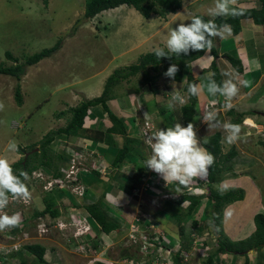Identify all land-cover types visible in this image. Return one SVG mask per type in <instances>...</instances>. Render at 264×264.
Returning <instances> with one entry per match:
<instances>
[{
  "label": "rangeland",
  "instance_id": "374dc122",
  "mask_svg": "<svg viewBox=\"0 0 264 264\" xmlns=\"http://www.w3.org/2000/svg\"><path fill=\"white\" fill-rule=\"evenodd\" d=\"M84 3L85 0H47L46 3L42 0H0V62H3L4 65L14 64L12 60L5 57V51L11 52L13 57L22 61L32 53L42 48L50 47L58 39H62L61 46L56 52L52 53L49 57L41 59L36 64L26 67L25 73L19 81L22 93L21 105H18L14 98L16 79L10 75H0V103L4 105L3 110L0 111V156L8 158L11 163L22 159L25 152L31 149L33 150V148L39 150L42 137L49 130H55L65 126L67 118L70 116V108L77 106L85 99L101 94L105 80L114 68L135 63L142 53L152 51L149 50L152 47L154 49L157 47L166 48L162 46H165V41L168 36L165 34L168 31L163 29L164 31L161 30L160 32L152 33L154 23L157 24L159 21H163V18L161 20L159 19L160 17L158 18L154 14L145 18L134 8H129L135 11V13L131 12L130 21L132 20L135 24L139 19L137 25L143 27L145 32L139 39L135 38L133 41L127 39L126 41L125 36H121L120 32H116V11L111 10L103 14L98 13L92 18L86 19L83 16ZM203 3L206 4V8H199V11H201V14L210 17L207 14V10L211 7L212 0ZM132 14H135L136 19ZM183 17L182 22H179V18L176 17L172 23L177 27L187 19V15H183ZM106 19L109 20V24ZM147 19H149L148 23L146 21ZM103 22L105 24L104 26ZM122 22V24L128 25L123 20ZM223 43L225 42L223 41ZM148 44L151 45L148 46ZM222 56L224 57L223 53ZM246 78L248 79L246 87H248L252 80L249 81L248 76ZM164 83L166 82L162 81V84ZM144 85L141 84V73L132 76L129 80H124L113 87L111 93L115 101L108 103L112 113L124 122L128 116H125L123 112L133 107L131 112V117L134 118V122H131L133 126H126V131L128 132V137L139 140L135 145H131V148L137 149L139 154L143 155L140 156L135 164L126 163L123 166L124 168L131 169L132 172L131 174L126 172L131 176L130 179L122 178L126 175L118 179L119 183L123 179L125 181L122 182L124 188L123 190L121 189V193L128 192V194H132L129 195L128 200L130 206L127 208L141 215L142 220L138 224V228H144L148 225H154L155 229L159 227L168 237L167 242H169L170 246L176 245L177 241L183 238L179 236L181 235L180 230L183 228L186 238L185 242L188 243L191 238L189 232L192 228L190 222L192 220H199L200 218L204 228V233L200 236L201 238H205L207 242V247H204L201 251L203 253H205L204 251L210 253L216 247V238L218 235L210 232L212 231L210 224L212 201L207 198L209 197L207 184H203L206 177L203 179L194 178L188 187H180L176 183L166 184L160 175L143 166L145 159L151 154V149L145 142L146 138L143 136L141 128V125H144L143 115L145 114H142L139 110L140 108L136 107L145 98L142 92V88L145 87ZM135 88H138V93H142L140 94L142 99L139 96L137 100V93L134 91ZM147 89L149 88L146 85V91ZM171 95L166 96L160 104L153 103V101H143L147 105L146 111H157L163 103H166L167 106ZM215 102V100L210 101L207 104V108L211 109L213 105L215 107ZM196 105L199 108V112L195 113V130L199 140L219 131L223 152H227L232 145L237 151L236 156L230 162L228 161L229 163L227 162V165L231 164L233 173L225 172V175H223L218 183H215L214 187L222 191L236 187L235 180L238 181L239 178L249 173V175L251 174L252 177H255L254 182H257V185L262 188L264 186V144L261 142H264V126L261 130H258L259 121L252 123V119H245L244 116L240 123L242 125H238L240 128L238 138L233 142H228L226 138L228 134L221 127H208L205 122L200 120L204 115L203 110L205 104H199L197 102ZM63 110L67 112L65 116L57 117L56 114ZM96 110L97 112L94 110L93 113L89 110V114L84 120V126L86 128L92 127L105 131L107 127L111 126V122L107 114L101 110L100 106ZM172 112L176 115L172 121H169L170 119L165 121V113L161 114L160 111L155 115L149 113L150 120H153L155 126L154 129L150 130V134L160 127L163 128L165 124L166 126L167 124H171L172 126L175 121L177 122V113L174 110ZM225 112V110L217 112L221 122L230 121L231 116ZM234 112L237 115L242 114L241 111L234 110ZM256 118L262 121L264 125V116L256 115ZM201 122L203 123L200 124ZM10 141L16 142L18 151L9 150L8 145ZM116 142L115 140V144H117ZM97 143L89 139H83L81 136L69 135L54 140L50 144L49 149L53 155L62 151L66 153V160L61 163L65 169L69 168L70 164L68 161H70L72 154L81 153L79 154V159L74 164L76 169H79V171L87 170L88 172L90 169L95 168L99 170L100 177L108 181L106 177H108L109 173H104L105 164L103 162V155L115 154L116 150L111 148L109 151H105L100 146L102 144ZM119 144L122 146V141ZM20 148L24 151V154L19 153ZM39 169L44 172L47 171L42 167ZM121 170L125 172L123 169ZM81 175H79L80 182L84 183L88 178L86 175ZM31 179L32 177L26 179V186L28 185L27 188L29 191L27 203L21 198H9L8 205L0 211V214L10 215L13 212H9V210L17 213L24 210L26 218H29L31 214H35L36 211L44 209L47 203L45 200L46 197L54 194L53 198L55 201L58 196H62L56 200L58 214L52 216L46 212L43 215L44 219L50 217L55 218V228H39L35 223H28L29 225L26 230L24 229L19 233L20 238L23 240V245L39 243L46 247V253L48 255L45 254L44 256L46 260L45 264H55L56 262L57 264H95L98 257L104 259L107 264H120V262L124 263L126 258H128L121 256L124 250H127L128 254L132 255L128 260V264H142L152 261H150V256L148 257V261H146V257L140 256L137 245L132 243V240H129L127 232L129 231V223L133 217L128 220L126 213L118 216L121 227L109 233L106 239L102 238L106 246L103 245L100 248L102 250L99 253L100 256L97 253L98 257L85 256L83 254L80 255L81 257H78L76 254L71 253L74 251L70 250L69 246L71 245L69 244L68 246L67 239L74 232H77V230L76 228L72 229L67 226L60 229L56 224V219L59 222L64 221L69 223L70 216H73L75 221H79L83 213L86 212L85 205L92 203V200L88 196L85 197V193L83 196L78 197L76 194L77 191H72L74 186L66 188L74 194L73 196L69 192V195L73 198L71 200L68 194H55L57 192L56 190L60 187L46 190L42 180H36L35 182ZM148 183L150 184V188L145 190L144 187ZM128 185L135 186L130 193L128 191ZM241 186L239 185L243 189ZM178 189L179 191H177ZM243 190L244 197L241 201L233 202L224 207L222 226L223 222H227V224L234 222V219L232 220V214L234 215L236 211H230L231 215L228 214V210H234L232 205H237L236 209H243L244 204L248 205L245 199V196L248 194L245 195L247 191L245 189ZM185 192L188 194H203L201 195L203 197L200 203L191 214L185 211L186 205L188 204L187 201H184L180 206L173 201ZM98 200L96 199V201ZM102 203L110 209L111 213L109 215L111 217H115L113 214L118 213L116 208L122 210V207L128 204L120 205L116 197L110 193L103 197ZM251 203L249 202V204ZM259 207V205H255V208ZM112 208H114V211ZM254 209H251L252 212L256 210ZM245 210L248 211V209ZM251 223H253V220L249 217L245 221V224L243 223L242 225L246 227V225H251ZM231 228L233 232L239 234H241V230L243 229L240 225ZM249 229L246 227L247 232ZM16 230L14 228V231ZM10 231V228L0 231V242H5L9 236L14 234L13 232L10 233ZM225 235L231 239L227 233ZM173 247L175 248V246ZM255 251H248L251 264H256V258H261V255L260 257H256ZM57 252H59L61 259H58ZM157 253L159 254V252ZM203 253L199 252L198 254L199 256H204ZM21 254V257L26 259L30 264H39L35 257L27 251L23 250ZM227 255L232 256L233 263L241 261L239 262L241 264L244 260V256L237 254L222 253L218 256L220 259H224ZM19 260V257L13 258L10 260V263L4 262L3 264H18ZM195 262L196 260L193 257L189 261V264H195Z\"/></svg>",
  "mask_w": 264,
  "mask_h": 264
},
{
  "label": "trees",
  "instance_id": "16d2710c",
  "mask_svg": "<svg viewBox=\"0 0 264 264\" xmlns=\"http://www.w3.org/2000/svg\"><path fill=\"white\" fill-rule=\"evenodd\" d=\"M44 3L47 0H42ZM261 5L258 8H242L243 14L237 16H224V17H217L215 18V23L219 26L222 24L230 25L232 35H237L241 30V20L242 19H252L255 24L264 26V0H260ZM120 5H127L134 8L138 11L143 17L148 18L152 14L159 16L163 19H166L169 14L175 13L179 10L182 6V0H85L84 3V14L83 16L86 19H90L97 15L98 13L116 8ZM195 13L194 15L202 17L205 21L213 19L212 17H207L200 13ZM193 16V15H192ZM191 16V17H192ZM190 17V19H191ZM189 19V20H190ZM80 21V20H77ZM190 21H188L189 23ZM215 38H212L213 47L210 50L212 55V61L209 65L210 74L215 73L213 77L218 84H221L224 79L221 72V67L217 64V59L219 57L218 50L215 46ZM221 38V37H220ZM228 40L224 39L226 43ZM62 39H58L55 44L50 47L42 48L41 50L32 53L31 55L25 57L22 61H19L18 58L12 56L11 52L5 51V57L12 60L14 64L11 65H4L3 62H0V75H10L13 76L17 83L15 85L14 91V98L18 105L22 104V93L19 81L25 73L26 67L30 65H34L39 62L41 59L45 57H49L52 53L56 52L61 46ZM167 52V49L164 48ZM205 51H191L188 55H180L175 56L173 55L171 59L168 58H160L158 59L154 55V50L142 53L135 63H131L126 66L116 67L113 71L109 74L106 78L103 90L101 94L98 96H94L89 99H85L81 101L77 106H74L69 109L70 116L67 118V122L65 126L59 127L55 130H49L45 133L42 137V140L39 145V150L33 151L28 154L27 157H22V159L15 161L12 163V168L16 175H20L21 171L27 173V176L31 174V172L35 169H39L40 167L47 170L46 172H52L55 178H61L64 175V165L61 163L65 162L66 160V153L64 151L53 155L50 152L49 146L54 141L61 137H67L69 135L81 136L83 139H89L94 142H103L109 146H115V138L114 136H122V146L116 147V153L111 161V165L118 169L124 165L127 161H134L137 160V149H132L131 145H135L139 142L138 139H133L128 137L126 131V122L122 119L117 117L112 113L108 103L113 99L112 98V89L114 86L119 84L124 80H129L130 77L135 76L141 73V84H146L149 88V91L153 94V97H156L158 100H155V103H161L163 99L168 96L169 94H173L175 91H171L172 88H169L167 83L162 84V80H159V77L163 75V73L167 70L171 63H175L179 67V71L177 72L174 82L180 83L182 82L184 75H186L187 82L181 88L180 92L181 95H184L187 99V102L183 106H179V110L177 113V121H179L183 126H187L189 122H192L195 127V113L199 112L197 103L196 95L188 96V85L190 83H194L193 77L186 73L187 65L201 57ZM224 57L228 60L231 64L232 69L235 73H242L243 66L239 57H234L229 54L223 53ZM167 81H170V78H165ZM240 81H242V77H239ZM165 81V80H163ZM166 82V81H165ZM137 91L138 88H135ZM171 91V92H170ZM169 92V93H168ZM171 97V96H170ZM218 102V100H217ZM215 102V107H219L220 104L217 105ZM164 104V103H163ZM158 108L161 114L165 113V121H172L174 117H176L175 113L172 112L166 104H164ZM100 106L101 110L104 111L110 122L111 126L107 127L105 131H101L97 128L84 126V120L89 114V110H95ZM214 106V105H213ZM212 106V107H213ZM211 107V108H212ZM93 110V111H94ZM92 111V113H93ZM67 112L64 110L58 112L56 114L57 117L65 116ZM234 113V114H233ZM226 114L230 115V121L233 124L239 125L242 121V117L246 114V112H242V114H235L234 110L229 109L226 111ZM174 115V116H173ZM203 117V116H202ZM133 118V117H131ZM134 119V118H133ZM221 120V119H220ZM219 120V121H220ZM198 121V120H197ZM203 121V120H202ZM129 126H133L131 122H134L132 119L127 120ZM176 122V121H175ZM167 126H171V124H167ZM166 124L164 127H167ZM163 127V128H164ZM204 138L208 139V143L204 144L203 146L214 155L215 161L211 165L208 170V174L206 176V180L203 184H207L209 188V200L212 201V209L210 214V224L212 227V231L218 235L216 238V247L210 252L209 257L204 263H212L215 261H221L219 254H237L244 256V260L241 264H250V258L248 255L249 250H256L255 254L256 257H263L264 258V213L257 212L253 216V222L255 229L254 231L248 235L247 237L239 240H231L229 239L223 230L222 226V218H223V209L226 205L231 204L236 201H241L244 197V190L240 187H231L227 190H219L214 187L215 183H218L224 173H233V169L231 164L227 165V162L232 160L237 154L236 149L232 145L227 152H223L222 150V141H221V134L219 131L214 132ZM202 138L200 141L203 144ZM264 144V142H261ZM34 149V148H33ZM19 153L24 154V151L20 148ZM32 150V149H31ZM22 151V152H21ZM30 151V150H29ZM136 153H135V152ZM28 152V151H27ZM134 152V153H132ZM55 160V163H54ZM228 162V163H229ZM100 175L99 170L95 168L90 169L87 171H81L79 175ZM81 175V176H83ZM131 176H123L122 178H129ZM80 178V177H79ZM21 179L26 184V179L21 177ZM28 179V178H27ZM121 182H125L124 179ZM85 185V194L89 193V188L86 186L85 181L83 183ZM127 187V186H126ZM129 190L133 191L135 186L128 185ZM181 187V186H180ZM200 187V186H197ZM56 193L68 194V190L64 189H57ZM52 194V193H50ZM203 195V194H201ZM197 194H188L183 193L179 196L178 199L175 200V203L180 206L182 202L187 201L188 204L186 205L185 211L189 214L198 206L203 196ZM54 194L45 198L47 201L45 207L41 211H36L35 214H31L29 218H25L23 221L24 226H28L30 222L33 221L37 216H43L46 212L50 213L52 216L58 214V209L56 207V200L54 201ZM71 200H73L72 196L69 195ZM168 201V200H167ZM103 195L99 198L98 201L89 203L85 205L86 213H89L91 216V224L95 231L97 232L96 235L98 236V240H93L88 238L90 242V246L93 249L100 251L101 243L104 242L102 240L103 236L108 235L112 231H116L121 227V222L118 220V217H111L109 215L110 209H108L105 205H103ZM75 204V202H74ZM36 216V217H35ZM192 228L201 235L204 233V228L202 223L199 220H192L191 221ZM18 227V226H17ZM14 227V228H17ZM182 227V226H181ZM14 228H10V233H15ZM184 229V228H183ZM180 230V234L184 237V231ZM190 233V232H189ZM168 238V237H167ZM104 239V238H103ZM186 239V238H185ZM98 241V242H97ZM102 241V242H101ZM101 242V243H99ZM180 248L178 251L172 254V260H170V264H180V260L182 259L183 251L187 250L189 247V242H184V239H180ZM206 242V240H205ZM207 244V242H206ZM25 250L31 255L35 257L39 264H45L46 260L44 255L46 253V247L39 243H28L24 244L21 249L13 252L8 257L7 262L10 263V260L13 258H20L18 264H30L26 259H23L22 251ZM123 257H128L129 259L132 255L128 254L127 250H124ZM256 264H258L259 259L256 258ZM229 264H240V263H233V261H228ZM95 264H107L104 259L100 258L96 261Z\"/></svg>",
  "mask_w": 264,
  "mask_h": 264
},
{
  "label": "crops",
  "instance_id": "0c3cea01",
  "mask_svg": "<svg viewBox=\"0 0 264 264\" xmlns=\"http://www.w3.org/2000/svg\"><path fill=\"white\" fill-rule=\"evenodd\" d=\"M206 1H209V0H182V6L179 10H177L175 13L169 14L166 19H163V21H159L157 24L154 23L152 33L160 32L161 30L162 31H164V30L168 31V33H169V30H171V28H173V29H174V27L176 28V26L172 23L173 20L177 17V18H179V22H182V18H184L183 15H187V19L185 20L184 23H188L190 17L192 15H194L195 13L199 12V8H204V9L206 8V4L203 3ZM213 4H214V0H212V5ZM212 5H211V7H212ZM260 5H261L260 0H237V7H239V8H253V7L258 8V7H260ZM127 7H128L127 5H120L116 8L108 9V10L102 11L100 13L103 14V13H105L107 11H111V10L116 11V17H115V22L117 25L116 32H120L121 36H125L126 41H127V39H129V40L131 39L133 41L135 38L139 39L141 35H144L145 29L143 27L137 25V21L139 19L136 21L135 24L132 22V20L130 21L131 12L135 13V11L132 9H129L131 7H128V8ZM126 9H129V10H126ZM132 16L135 17V14H132ZM158 18H159V16H158ZM135 19H136V17H135ZM159 19L162 20L161 17ZM122 20L125 23H128V25L126 26L125 24H122L123 23ZM148 20L149 19L146 20L147 23H148ZM106 21L109 24V22H108L109 20L106 19ZM104 25L105 24L103 22V26ZM168 33L165 35H168ZM224 39H227L228 41L226 43H223ZM214 43H215L216 49L218 50V53H219V57L217 59V64L221 67L220 69L222 72L223 79L225 80L228 78L227 76L224 75L225 72L231 73L232 76L235 78L234 82H236L238 84V87H239V92H238L237 96H235L230 101V103L232 105L231 108L233 110L246 112V114L244 115L245 119H250V120L252 119L251 120L252 123L259 121L258 130H261L264 125H263L262 121H260V120H258V118H256V115L262 116L260 112H264V26L255 24L252 21V19H249V18L242 19L241 20V30L239 31V33L237 35H232L231 33H225L223 36H217V38H215ZM150 45L148 44V46H150ZM162 47H165V46H162ZM153 49L154 48L152 47L149 50H153ZM222 53L229 54V55H232L234 57H236V56L239 57L241 60L242 66H243V70H242L243 72L242 73H235V71L231 67V64L228 62V60L222 56ZM212 58L213 57H212L210 51L206 50L205 53L201 57L190 62L187 65L186 73L193 77L194 83L201 85V92L198 96H196L197 102L199 104L207 105L210 101L215 100L217 102V100H218L217 105L220 104V106L211 108V110H213L217 113L218 111H223V110L227 111V109H229V108L225 107L226 101H225V98L223 96H221V95L212 96L206 90V85L208 84V77L210 75V72L207 69L209 68V65H210L209 62L212 61ZM247 76L250 79L249 81L252 80L251 84L248 87H246V82L248 81V79L246 78ZM239 77H242V81L238 80ZM165 78H167V77L162 75L159 77V80H162V81L165 80L168 87L172 88L171 91L173 90L175 92L180 91L182 86L184 84H186V82H187L186 75H184L182 82H180V83L174 82L175 83L174 85H173V81L172 82L167 81ZM144 86L145 87L142 88V92L145 96L143 101L144 102L145 101H147V102L153 101V103H155V100H158V99L156 97H153V94L149 91V89H147V91H146V85H144ZM135 93H137L136 94L137 100H138L139 96L142 99V96L140 95V94H142L141 92L138 93V90H137V91H135ZM182 96H184V95H182ZM111 101H115V99L113 98V100H111ZM143 101H141V103L138 106H136L137 108H140L139 110L142 114H149V113H151L153 115H155L156 113L158 114V112H159L158 110L157 111L150 110V112L149 111L147 112L146 111L147 105H145L143 103ZM132 108L123 112L125 116L126 115L128 116L125 119V122H126L128 127H129V124H128L127 120L130 118L134 121V119L131 118ZM207 109H209V108H207ZM207 109H204V110L206 111ZM178 110H179V105L176 106L174 111L178 112ZM204 110H203V112H204ZM218 119L220 120L219 116H218ZM202 123L203 122H201L200 124H202ZM115 140L117 141L116 142L117 144L115 146H109L103 142H98V143L102 144V145H100V144L99 145L105 151H109L111 148H114V150H116V147L118 148L121 146L119 143H121L122 137L117 136V137H115ZM118 145H120V146H118ZM134 152H132V153H134ZM136 152H137V156H138V158H136L137 160L127 161L126 163L135 164L139 160L140 156H143V155L139 154L138 150ZM113 157H114V154L108 155V156L103 155V158H104L103 162L105 164V172L104 173L105 174L109 173L108 177H106L108 179V181H105V179L103 177H100L101 175H98V174H97V176L91 175V174L87 176L88 179H87V181H85V184L90 190L88 193V198L91 199L92 202H95L96 199H99L101 197V195H103V197L109 193L111 195H114L116 197V200L118 201V203L120 205H124L126 203H128V204H126L124 207H122V210H119L116 208V211L118 213L117 214L115 213L113 215L118 217V216H121L123 213H126L128 220H130V218L133 217L134 214H136V212H134L133 210H129L127 208L130 206L129 200H128L129 195H132V194H128V192H126V193L124 192L123 194L121 193L124 186H122V182L119 183L118 179L120 177H122L123 175L128 176V174H131L132 170L129 168L123 167L126 163H124V165L118 169L114 168L111 165V161H112ZM121 169H123L125 172H123ZM254 178L255 177H252L251 174L249 175V173H246V175L239 178L238 181L235 180L236 184L235 183L234 184L236 185V187H239V185H242L241 187H243V189H245V191H247V193H245V195L246 194H248V195L245 196V199L247 200L248 205L244 204L242 207L243 209H241V208L236 209L237 205H232L234 210H228L229 215H231L230 211H236L234 213V215L232 214V217H233L232 220L234 219V222L232 224H227V222H223V230L225 233L228 234V236L231 237L232 240L243 239V238L247 237L248 235H250L255 229L254 222L251 223V225L250 224L246 225L247 229H249V227H250L248 232L246 230V227L242 224L243 223L245 224V221H247V219H249V217L251 220H253V216L257 212L264 213V194H263L264 186L261 188L259 185H257V182H254ZM261 190H263V191H261ZM129 193H130V191H129ZM173 196L175 197V195H173ZM61 197H62L61 195L58 196L56 198V200L58 198H61ZM85 197H87V194H85ZM171 200H173V199H171ZM173 201H175V200H173ZM249 202L250 203L252 202V203L249 204ZM255 205H259L260 207L255 208ZM108 206H109V204H108ZM112 209L114 211V208H112ZM245 209H248V211ZM251 209H254L255 211L252 212ZM249 211H250V214H249ZM109 213H111V211ZM199 222L202 223V220L200 218H199ZM123 223L125 224V222H123ZM29 224H33V222H30ZM238 225L243 227V229L241 230V234L233 232V229L231 228V227H235ZM26 228H27V226H25V230H26ZM185 228H187V227L185 226ZM108 235L103 236V238L106 239L108 237ZM179 236H181V235H179ZM181 239L186 240L185 236ZM71 253H73L74 255L76 254V256H78V257H81L80 254H77L74 252H71ZM45 254L48 255V253H45ZM57 257H58V259H61L59 252H57ZM226 259H228V261H233L231 255H227ZM239 262H241V261H238V263ZM66 263H67V261H66ZM55 264H57V262ZM258 264H264V258L263 257H261L259 259Z\"/></svg>",
  "mask_w": 264,
  "mask_h": 264
},
{
  "label": "clouds",
  "instance_id": "9594fccd",
  "mask_svg": "<svg viewBox=\"0 0 264 264\" xmlns=\"http://www.w3.org/2000/svg\"><path fill=\"white\" fill-rule=\"evenodd\" d=\"M207 14L213 19L205 21L202 17L193 15L189 23H180L176 28H171L165 41L167 52L164 48L157 47L154 49V55L158 59L170 60L173 55H188L191 51H210L213 47V37L223 36L231 31L228 24L218 26L215 18L241 15L243 9L237 7V0H214ZM178 71V65L171 63L163 75L170 78L174 85V78ZM224 75L228 78L218 84L213 78L215 73H211L208 77L207 91L212 96H223L226 101L225 107L231 108L230 101L237 96L239 87L231 73L225 72ZM200 92L201 85L196 83L188 85L189 97L198 96ZM186 102V97L177 91L171 95L167 107L174 110L177 105L183 106ZM3 108L4 105L0 103V111ZM202 120L208 127H221L227 132L228 142L238 138L239 126L231 122L219 121L215 111L204 110ZM145 142L150 147L151 154L145 159L143 166L160 175L166 184L176 183L181 187H188L194 178H205L215 161L214 155L203 146L208 143V139L204 138L203 144L201 143L192 122L183 126L177 121L172 126L160 127L148 135ZM8 147L10 151H18L15 141H10ZM21 177L27 179V173L21 171L19 176L16 175L9 159L0 156V211L8 205L9 194L17 199L29 196L28 188ZM19 223L18 213L0 214V231L17 227Z\"/></svg>",
  "mask_w": 264,
  "mask_h": 264
},
{
  "label": "built area",
  "instance_id": "2783aa9c",
  "mask_svg": "<svg viewBox=\"0 0 264 264\" xmlns=\"http://www.w3.org/2000/svg\"><path fill=\"white\" fill-rule=\"evenodd\" d=\"M208 105L205 106L207 109ZM144 116V125H141L142 128V134L145 138H147L148 135H150V130L154 129L155 126L153 124V120H150V115L145 114ZM202 120V118H201ZM79 154L81 153H73L70 161H68L69 168L64 169V175L61 178H55L54 174L52 172H44L43 170L40 169H35L31 172L29 177H32V181L36 180H42L44 188L47 190H51L52 188L55 187H60L59 189H66L69 186H74L72 191H77V196L81 197L85 193V185L80 182L79 174L80 171L79 169H76L74 166L75 162L79 159ZM85 170V169H84ZM87 171V170H85ZM48 173V174H47ZM79 181V182H77ZM77 182V183H76ZM149 183L144 187L145 190L149 189ZM28 186V185H27ZM69 191V190H68ZM70 192V191H69ZM70 194H72L70 192ZM74 196V194H72ZM165 197V195H163ZM9 198L14 199L9 194ZM25 203L28 201L27 198H21ZM13 212L10 215L17 213L14 212L13 210H9V212ZM20 215V223L18 227L16 228L17 230L15 233L11 236H9L5 242H0V264H3L4 262H7L8 257L10 254L13 252L19 250L23 246V240L20 238L19 233L22 232L25 229V226L23 225V221H25L26 215L23 211H19L18 213ZM44 216H37L35 219H33V223L36 224L39 228L45 227V228H55V218H47L44 219ZM71 219L68 222L64 221H58L56 222L57 226H59L60 229L63 227H69L72 229L77 230V232H74L71 237H68L67 242L68 246L69 244L71 246L70 250L74 251V253L80 254V255H85V256H100V251L93 249L90 246V242L88 241V238H91L93 240H98V236L96 235V231L93 228L91 224V216L84 212L83 216L80 217L79 221H75L73 216H70ZM142 220L141 215H139L137 212L136 214L133 215L132 220L129 223V231L128 236L129 240H132V243H135L138 247V253H140V256L142 255L143 257H146V261H148V257L150 256V261L151 262H144L142 264H170V260H172V254L176 251L181 246L180 240L177 241L175 248L173 246H170L169 242H167V236L165 233L157 227L158 229H155V226L148 225L147 227L144 228H138V224ZM158 226V225H157ZM42 228V229H43ZM191 238L189 239V247L187 250H184L182 255V259L180 260V264H189V261H191L194 257L196 260L195 264H229L227 261L228 259L226 258H221V261H214L212 263H204L209 257L210 253H203L201 249L204 247H207V244L205 242V238H201V236L193 229L191 228L190 231ZM98 242V241H97ZM102 242V241H101ZM99 242V243H101ZM102 247L103 245L106 246L105 242L101 243ZM159 252V254L157 253ZM199 252H202L204 256H199ZM98 253V255H97ZM98 259H100L98 257ZM145 259V258H144ZM128 260L120 262V264H128ZM8 263V262H7Z\"/></svg>",
  "mask_w": 264,
  "mask_h": 264
},
{
  "label": "water",
  "instance_id": "95a60500",
  "mask_svg": "<svg viewBox=\"0 0 264 264\" xmlns=\"http://www.w3.org/2000/svg\"><path fill=\"white\" fill-rule=\"evenodd\" d=\"M260 113H261V115L264 116V112H260ZM34 149H35V151L37 150V148H34ZM34 149H33V150H30V151H28V152H25L24 157H27L29 153H31V152L34 151Z\"/></svg>",
  "mask_w": 264,
  "mask_h": 264
}]
</instances>
